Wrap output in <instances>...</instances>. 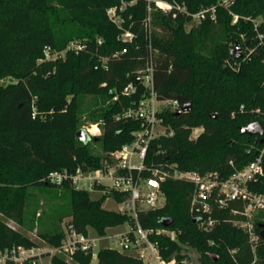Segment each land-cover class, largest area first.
<instances>
[{
    "label": "trees",
    "instance_id": "16d2710c",
    "mask_svg": "<svg viewBox=\"0 0 264 264\" xmlns=\"http://www.w3.org/2000/svg\"><path fill=\"white\" fill-rule=\"evenodd\" d=\"M179 2L190 12L216 4V20L207 18L187 29L191 15L177 8L162 12L155 0H0V213L26 224L36 218V214H26L31 187L58 186L61 196L68 197L67 215L72 217L68 220L82 232L92 227L104 236L109 227L135 222L127 212L102 206L108 196L121 202V193L93 199L87 190L55 185L45 178L53 170L97 167L105 153L130 142L133 132L144 127L140 119L117 115L147 95L141 70L151 58L158 97L191 103V109L180 116L169 110L163 113L174 134L153 141L149 163L172 164L179 171H216L225 178L256 158L260 139L243 134L241 127L254 121L264 125V116L252 110L264 107V42L258 38L262 34L264 40V0H235L228 7L221 0ZM110 7H117L120 25L109 18ZM233 14L239 15L237 23H233ZM150 16L151 37L146 27ZM128 31L132 39L123 38ZM73 41L86 48L46 59L47 47L63 51ZM236 42L254 49L238 67L227 64L229 59L236 60L230 54ZM129 83L135 91L127 93ZM82 95L108 100L90 114L93 123L103 127L98 141L91 138L100 142L99 152L90 147V139L84 142L77 136ZM194 127L203 130L191 138ZM256 188L264 189V177ZM162 190L165 201L140 210L138 219L145 228L175 231L174 237L150 236L166 260L174 258L182 264L188 257L184 251L188 245L198 249L208 264H264L263 237L254 252L248 234L231 220V209L242 207L240 202L224 208L214 205L212 215L217 221L207 231L191 210L195 191L191 180L168 178ZM35 199L37 203L47 200ZM165 218H172L170 225L163 224ZM260 224L256 222L259 233ZM39 233L52 246H59L65 235L49 215ZM14 245L38 243L0 217V248ZM74 263L144 264L110 247L101 248L96 261L83 251L74 254V262L57 254L52 257V264ZM24 264L39 262L31 259Z\"/></svg>",
    "mask_w": 264,
    "mask_h": 264
},
{
    "label": "built area",
    "instance_id": "2783aa9c",
    "mask_svg": "<svg viewBox=\"0 0 264 264\" xmlns=\"http://www.w3.org/2000/svg\"><path fill=\"white\" fill-rule=\"evenodd\" d=\"M155 2L159 8H163L164 12L177 8L182 13L191 15V22L196 24L207 18L216 20L217 17L216 4L202 6L198 11L190 12L185 3H180L179 0H155ZM234 2L235 0H221L220 3L228 7ZM108 16L113 22L120 25L117 7H110ZM238 20L239 15L233 14V23H237ZM146 27L149 37H151V16L146 21ZM132 37L133 33L130 31L123 34L124 39H132ZM242 38L244 39V35ZM258 38L264 42L262 34H259ZM85 48L86 44L78 41H73L63 51H52L50 47H47L45 50L46 59L64 57L67 50L79 52ZM241 48H243V53L239 58L236 57V45L231 48L230 54L236 60L232 62L229 59L227 64L238 67L240 60L246 61L250 58L254 49ZM118 54L115 53V55ZM106 62L107 59L103 58L105 67H107ZM153 71L154 62L151 58L147 67L141 70L144 73L148 89L147 95L136 106L127 109L123 115H117V118L121 116L133 117L143 121L144 127L133 132L132 140L105 153L97 167L53 170L45 180L59 186L69 184L76 189L87 190L88 188L107 194L111 192L123 194L124 199L121 203L125 205V209L121 212L130 214L135 222L129 224L128 231L119 234L123 240L121 245L124 252L136 256L144 264H176V259L166 260L162 256L158 242L153 241L150 237L152 234H167L174 237L175 231L145 228L138 219L140 210L156 207L165 201L162 183L168 178H183L194 183L195 191L192 195L191 210L195 216L199 217L202 228L207 231L212 230L217 221L212 215L214 205L224 208L230 203L240 202L242 207H232L231 213L234 217L231 220L248 234L255 252V248L262 238L261 232L259 233L256 229V222L264 223V189L256 188L262 183L264 177V125L260 122L263 132L255 134L262 144L261 148H258L256 158L225 178L216 171L207 173L179 171L172 164L164 166L154 162L149 163V150L153 141L161 136L174 134V130L165 124L163 113L167 110L176 112L182 106L176 98L161 99L158 97L155 91ZM131 91H135L133 83H129L126 89L127 93ZM240 109L244 110L245 106L241 105ZM252 110L258 115L264 116V107L259 106ZM86 130L91 138L99 137L103 133L101 123H92ZM202 130L203 127H194L190 137H198ZM64 233V238L59 246L14 245L4 250L0 248V264H24L31 259L39 262V259L45 254H50L52 257L57 254L68 262H74V254L77 251L91 253L93 261L97 260L98 251L101 249L97 242L103 236H93L89 227L87 232H82L69 220L65 223Z\"/></svg>",
    "mask_w": 264,
    "mask_h": 264
},
{
    "label": "rangeland",
    "instance_id": "374dc122",
    "mask_svg": "<svg viewBox=\"0 0 264 264\" xmlns=\"http://www.w3.org/2000/svg\"><path fill=\"white\" fill-rule=\"evenodd\" d=\"M163 8H161L162 10ZM162 12H164L162 10ZM152 20V19H151ZM151 24L153 25L152 21ZM196 23L190 22L187 23L186 27L187 29L191 28ZM243 53V48H241ZM155 53L157 54V51L155 50ZM107 98L105 96L101 95H82L80 96V104H81V124L80 129H87L92 123L93 120L91 118V111L99 108L107 103ZM90 147H92L95 152H99L100 142H94L93 140H89ZM61 190L62 188L56 187V186H32L31 187V197L26 202V214L27 216L31 217L35 215V219L30 220L29 222H26V224H20L13 219L6 217L4 214L0 213V217L5 219L9 225L12 227L18 229L19 231L23 232L27 236L31 237L34 241L38 243V245L47 247L49 244L44 241L40 236V230L41 227H44V224L46 222V216L49 215V218L53 222V224L56 227H61L63 230H65V223L68 219H71V216H68L67 209H68V197L66 195L61 196ZM87 191L90 193V196L93 199H99L104 194L100 190H90L87 188ZM44 197L47 200H43L39 203L36 202L35 198ZM102 206L109 210H115V211H123L125 209V205L115 199L113 196H108L105 198V200L102 203ZM40 213H42L40 215ZM42 216H45L43 218H40ZM28 217V218H29ZM45 218V220H44ZM41 222V223H40ZM91 232L93 233V236L98 235L97 232L92 228L89 227ZM130 229L129 223H125L118 226L109 227L106 230V234L103 236L101 240H99L98 247L104 248V247H110L115 248L120 251H123L122 247V238L119 234H122L123 232H126ZM119 235V236H117ZM259 243L257 244V246ZM257 246L255 249H257ZM184 251L187 253L188 257L185 259V261L182 264H208L209 262L205 260L204 257H202L201 252L192 247V246H185ZM96 261V260H94ZM39 264H52V256L50 254H45L39 259ZM77 264V263H74Z\"/></svg>",
    "mask_w": 264,
    "mask_h": 264
},
{
    "label": "water",
    "instance_id": "95a60500",
    "mask_svg": "<svg viewBox=\"0 0 264 264\" xmlns=\"http://www.w3.org/2000/svg\"><path fill=\"white\" fill-rule=\"evenodd\" d=\"M242 56V50H241V45L237 42L236 43V57H241ZM191 109V103H186V104H183L181 106V108L176 111V115L177 116H180L183 112H186V111H189ZM212 117L216 118L217 117V114H213ZM241 132L243 134H247V135H255V134H260L263 132V128L260 124L259 121H254V122H251L249 124H247L246 126H243L241 127ZM77 136L80 140L86 142L88 141L89 139H91V136L88 134V131L86 129H80L78 132H77ZM93 140L94 141H98L99 140V137L98 136H95L93 137ZM172 222V218H165L163 220V224L165 226H168L170 225ZM260 227L262 228L261 230V234H262V237L264 239V223H261L260 224Z\"/></svg>",
    "mask_w": 264,
    "mask_h": 264
}]
</instances>
